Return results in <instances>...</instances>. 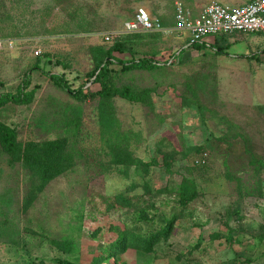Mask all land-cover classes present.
Masks as SVG:
<instances>
[{"label": "rangeland", "instance_id": "374dc122", "mask_svg": "<svg viewBox=\"0 0 264 264\" xmlns=\"http://www.w3.org/2000/svg\"><path fill=\"white\" fill-rule=\"evenodd\" d=\"M209 1L0 0V94L28 80L27 90L36 89L30 104L0 108V121L23 143L61 139L73 164L42 187L38 174L0 149V264H95L121 230L144 235L173 218L168 241L151 254L128 248L97 263L264 264V35H227L221 54L213 43L169 62L187 35L171 31L176 5L195 14ZM140 9L168 32L123 31ZM116 40L133 48L123 61L162 64L111 66L118 87L152 89L151 106L79 101L50 78L64 77L74 91L99 90L91 73ZM45 56L50 76L38 70ZM183 181L197 192L186 207Z\"/></svg>", "mask_w": 264, "mask_h": 264}, {"label": "trees", "instance_id": "16d2710c", "mask_svg": "<svg viewBox=\"0 0 264 264\" xmlns=\"http://www.w3.org/2000/svg\"><path fill=\"white\" fill-rule=\"evenodd\" d=\"M162 24V23H161ZM157 34L158 32H152ZM149 33V34H152ZM236 34V33H235ZM227 35H221L222 45H217L218 39L214 40L216 45V52L223 53L224 50L229 49L230 43L226 42ZM213 45L211 47H213ZM206 48V44L194 45L192 49L201 51ZM214 48V47H213ZM133 48L128 45V41L116 40L115 44L106 51V60L100 64L93 72L91 76L94 78L93 83L99 86V90L95 92H83L82 89L76 91L70 89L64 77H59L57 75H51L50 69H47L49 65H53L52 59L49 56H45L39 63L38 70L44 74L51 75L50 78L54 83L60 88L66 89L76 100L87 101L90 98L99 97L104 100H111L115 97H120L132 103H141L146 106H151L152 89H144L141 91L134 90L131 86L124 85L118 87L113 78L114 69L111 68L113 64H118L121 66V72H128L135 69L139 70H151L159 68L162 64H158V61L151 58H141L135 61H123L119 56L125 53L133 54ZM184 50H181L180 54ZM174 57V56H173ZM175 62V60H174ZM173 62V63H174ZM62 63L57 61L55 65L59 66ZM30 86V80L24 81L23 85L18 88L16 93H5L0 94V108L8 105H28L30 104L35 95V91H28L27 88ZM56 140L54 142H34L30 141L28 143H23L18 140V133L15 128H12L5 123L0 121V149L1 151L8 155L14 162H23L27 167L38 174L43 179L42 187L48 184L52 179L66 172L73 164L69 155L66 153L64 144H61ZM135 161V160H134ZM139 166H147L140 161H136ZM143 164V165H142ZM148 169V167H146ZM179 203L182 207H186L191 203L197 196L195 190V185L193 182L183 181L179 185L178 189ZM123 200L124 197L119 198ZM141 215H145L141 218L144 222H149L148 215L144 211ZM141 217V216H140ZM175 218L171 221H167L164 225H159L156 229H152L146 234L141 232H131L127 229L121 230L116 240L109 244V255L105 257H100L96 260L95 264L100 263L103 258H109L112 255L121 254L127 251L128 248L135 249L142 253L151 254L156 250V246L160 243L168 241L171 231L173 228ZM228 240H232V237H227ZM61 264H77L69 261H62Z\"/></svg>", "mask_w": 264, "mask_h": 264}, {"label": "built area", "instance_id": "2783aa9c", "mask_svg": "<svg viewBox=\"0 0 264 264\" xmlns=\"http://www.w3.org/2000/svg\"><path fill=\"white\" fill-rule=\"evenodd\" d=\"M123 31L126 33L139 31L148 33L168 32L158 19H152L143 9L137 12L133 21L125 24ZM171 31L178 34L180 38L187 33L186 43L181 50L192 49L194 45L202 44L211 47L214 40L211 43L210 37L215 36L235 33L264 35V0H251L246 4L234 7L211 0L196 15L182 4H177L174 27ZM111 39L112 37H106L107 41ZM181 50L169 62H173L174 58H178L177 56L180 55Z\"/></svg>", "mask_w": 264, "mask_h": 264}, {"label": "crops", "instance_id": "0c3cea01", "mask_svg": "<svg viewBox=\"0 0 264 264\" xmlns=\"http://www.w3.org/2000/svg\"><path fill=\"white\" fill-rule=\"evenodd\" d=\"M208 1H209V0H208ZM250 1H251V0H248V1H246V2L248 3V2H250ZM244 3H245V2H244ZM245 4H246V3H245ZM228 6H231V5H228ZM231 7H234V6H231ZM203 8H204V7H203ZM201 10H202V9H201ZM201 10H200V11H201ZM196 11H198V13L200 12L199 9H197ZM198 13H195V15L198 14ZM231 35H233V34H231ZM233 46H236V45H233Z\"/></svg>", "mask_w": 264, "mask_h": 264}]
</instances>
